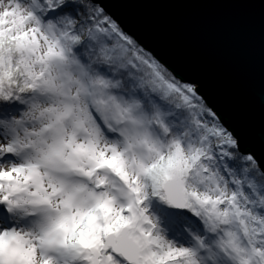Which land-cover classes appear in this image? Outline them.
<instances>
[{
	"label": "snow or ice",
	"instance_id": "obj_1",
	"mask_svg": "<svg viewBox=\"0 0 264 264\" xmlns=\"http://www.w3.org/2000/svg\"><path fill=\"white\" fill-rule=\"evenodd\" d=\"M0 264H264V157L95 0H0Z\"/></svg>",
	"mask_w": 264,
	"mask_h": 264
},
{
	"label": "water",
	"instance_id": "obj_2",
	"mask_svg": "<svg viewBox=\"0 0 264 264\" xmlns=\"http://www.w3.org/2000/svg\"><path fill=\"white\" fill-rule=\"evenodd\" d=\"M264 157V0H95Z\"/></svg>",
	"mask_w": 264,
	"mask_h": 264
},
{
	"label": "trees",
	"instance_id": "obj_3",
	"mask_svg": "<svg viewBox=\"0 0 264 264\" xmlns=\"http://www.w3.org/2000/svg\"><path fill=\"white\" fill-rule=\"evenodd\" d=\"M182 84H185V83H182Z\"/></svg>",
	"mask_w": 264,
	"mask_h": 264
}]
</instances>
